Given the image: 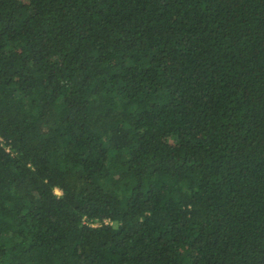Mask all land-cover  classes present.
Returning <instances> with one entry per match:
<instances>
[{
  "label": "trees",
  "instance_id": "trees-1",
  "mask_svg": "<svg viewBox=\"0 0 264 264\" xmlns=\"http://www.w3.org/2000/svg\"><path fill=\"white\" fill-rule=\"evenodd\" d=\"M0 264H264V0H0Z\"/></svg>",
  "mask_w": 264,
  "mask_h": 264
}]
</instances>
